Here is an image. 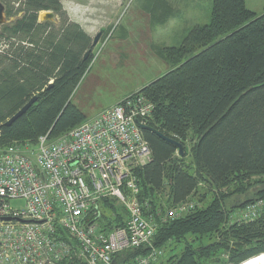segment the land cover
Listing matches in <instances>:
<instances>
[{
	"label": "trees",
	"instance_id": "1",
	"mask_svg": "<svg viewBox=\"0 0 264 264\" xmlns=\"http://www.w3.org/2000/svg\"><path fill=\"white\" fill-rule=\"evenodd\" d=\"M1 1L7 18L21 16L0 28V152L14 143L34 146L46 134L57 139L89 120L71 98L93 60L92 53L84 57L94 41L69 22L59 0ZM151 11L160 13L158 22L171 15L167 0H155ZM41 12L59 24L39 23ZM161 53L172 68L127 97H146L154 105L146 126L183 151L143 131L151 158L135 171L139 199L150 206L146 216L184 201L195 208L158 227L152 246L168 254L156 264H240L264 254V14L247 10L245 0H213L209 24ZM33 97L27 112L5 126ZM238 197L245 199L233 205ZM256 204L253 220L230 223ZM126 220L117 202H104L105 233Z\"/></svg>",
	"mask_w": 264,
	"mask_h": 264
},
{
	"label": "built area",
	"instance_id": "2",
	"mask_svg": "<svg viewBox=\"0 0 264 264\" xmlns=\"http://www.w3.org/2000/svg\"><path fill=\"white\" fill-rule=\"evenodd\" d=\"M154 105L127 97L67 134H48L34 146L14 143L0 152V264H153L158 224L186 216L190 201L146 213L135 171L151 158L139 126ZM20 201V206L11 203ZM126 212L124 227L105 233L104 202ZM260 204L245 207L231 222L255 218ZM147 248L145 257L119 262L123 253Z\"/></svg>",
	"mask_w": 264,
	"mask_h": 264
},
{
	"label": "rangeland",
	"instance_id": "3",
	"mask_svg": "<svg viewBox=\"0 0 264 264\" xmlns=\"http://www.w3.org/2000/svg\"><path fill=\"white\" fill-rule=\"evenodd\" d=\"M59 1L69 22L78 24L93 40L99 35L97 44L91 49L93 60L71 98V103L87 118L114 106L166 74L172 65L162 50L181 46L196 26L209 24L213 2L167 0L171 15H164L158 22L160 13L151 11L155 0ZM245 7L257 17L264 14V0H245ZM20 16L7 18L5 6L6 24ZM43 18L44 12L39 13L38 22L43 23ZM50 22L59 24L56 16ZM244 199L233 198V205ZM21 204L20 201L11 203L14 207ZM260 208L261 205L257 210ZM242 210H238L233 218L239 217ZM156 211L164 215L163 209ZM161 225L164 224L159 223L158 227ZM160 250L162 254L153 264L167 256V251Z\"/></svg>",
	"mask_w": 264,
	"mask_h": 264
},
{
	"label": "water",
	"instance_id": "4",
	"mask_svg": "<svg viewBox=\"0 0 264 264\" xmlns=\"http://www.w3.org/2000/svg\"><path fill=\"white\" fill-rule=\"evenodd\" d=\"M4 14H5V6L3 5V3L0 1V28L2 25L6 24V21H5V17H4ZM54 18V15L51 13V12H44V20L43 22H47V21H51L52 19ZM98 38H99V35H97L95 38H94V41L91 45V48L90 50H88L86 53H85V57H84V61L87 60V58L89 57L90 53H91V49L97 44V41H98ZM51 85H49L50 87ZM36 102V97H33L32 99H30L28 101L27 104H25L18 112H16L6 123H5V126L9 127L11 124H13L16 120H18L21 116H23L27 110ZM140 129L142 131H150V132H154L160 139L172 144L178 151V155H182V151H183V146L179 143V142H176L175 140L171 139V138H168V137H165L163 136L162 134L152 130L151 128L147 127V126H139ZM259 256V255H258ZM256 256V257H258ZM256 257H253V258H256ZM252 259V258H251ZM246 261H249L246 260ZM245 262V261H244ZM244 262L240 263V264H243Z\"/></svg>",
	"mask_w": 264,
	"mask_h": 264
},
{
	"label": "bare ground",
	"instance_id": "5",
	"mask_svg": "<svg viewBox=\"0 0 264 264\" xmlns=\"http://www.w3.org/2000/svg\"><path fill=\"white\" fill-rule=\"evenodd\" d=\"M77 127H78V125H77ZM231 214H233V213H231ZM243 264H264V254H260L256 258L249 259V261H245Z\"/></svg>",
	"mask_w": 264,
	"mask_h": 264
},
{
	"label": "crops",
	"instance_id": "6",
	"mask_svg": "<svg viewBox=\"0 0 264 264\" xmlns=\"http://www.w3.org/2000/svg\"><path fill=\"white\" fill-rule=\"evenodd\" d=\"M123 99H124V98H123ZM123 99H121V100H119L118 102H116V104L119 103L120 101H122ZM105 109H107V108H105ZM105 109H102V110L99 111L97 114H95L94 116H92V117H90V118H88V119L90 120V119L96 117L98 114H100V113H101L103 110H105Z\"/></svg>",
	"mask_w": 264,
	"mask_h": 264
}]
</instances>
